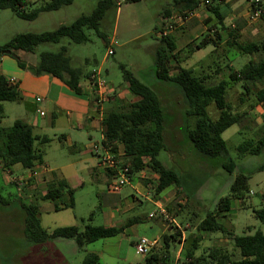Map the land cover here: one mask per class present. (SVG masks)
Here are the masks:
<instances>
[{
	"label": "rangeland",
	"instance_id": "374dc122",
	"mask_svg": "<svg viewBox=\"0 0 264 264\" xmlns=\"http://www.w3.org/2000/svg\"><path fill=\"white\" fill-rule=\"evenodd\" d=\"M45 1L48 0H29L24 9L29 11ZM98 1L74 0L60 9L42 12L32 21L18 17L9 9H0V45L10 42L15 35L20 33H40L54 30L63 23L69 24L81 14L91 13ZM173 1L115 0V4L106 11L101 20V30L106 33L108 42L99 37L94 30L88 29L87 34L90 41L86 43H75L64 37L58 43L39 44L33 52L19 51L18 56L23 62H26L28 55L38 60L41 52H57L64 45L71 57L72 66L82 67L84 72L100 69L102 76L116 88L126 84L121 67L125 65L135 77L150 86L161 99L165 148L161 150L158 158L168 167L179 172L180 185L170 187L162 194L155 196L157 176L147 168L133 174L130 184L123 186L119 192H109L108 185L114 180L115 174L110 175L108 170L102 169L99 173L98 170L95 171L98 173L96 176L92 165L81 161L84 158L83 154L71 151L64 142L55 137L54 129L49 127L44 134L53 139L47 143L36 142L42 151L43 159L52 169H55L59 178L71 172L72 167L75 168L83 185L76 187L73 207L63 206L55 209L52 201L40 199L47 188V182L43 176L38 177L39 179L32 178L22 185L11 182L9 178L5 183L4 168L0 161V196L2 197L0 201V264H83L85 257L92 252L100 257L97 264H138L143 263L146 255L136 251L134 243L136 234L151 237L161 232L160 244L157 246L159 247L165 233L178 231L181 235L177 237L182 241L172 243L174 259L176 261L179 259L178 264H182L184 248L191 245L192 239L197 234H202L203 238L197 254L210 247H222L234 252L235 257H238L239 252L235 250L229 234L201 232L197 229L201 220L217 208L221 198L231 193V185L238 172L250 176L249 192L244 203L234 199L232 209L226 216L220 217L219 221L235 234L253 233L256 230L264 232V223L255 216L254 212V210L264 208V170H257L264 161V151L260 155H250L241 154L238 149L243 140L256 139L262 133L264 106L256 102L254 93L264 86V82L250 83L251 93L248 96L242 95L245 91L243 82L232 84L228 89L227 100L232 108L237 112L246 111L247 116L240 124H233L223 133L228 155L209 157L200 153L187 135L188 127L195 126L196 118L187 115L188 106L184 92L173 82L159 80L155 67V51L162 37L161 32L167 29L166 23L171 20L175 28L168 34L174 35L180 49V61L174 59L171 62L172 72H177L180 67L192 68L198 75H210L207 79L210 84L217 83L221 79H228L229 65L239 70L250 60L264 59V51L255 54H240L236 51L232 54L230 52L227 39L231 28V17H235L232 22L235 23L240 40L243 42L264 41V33L253 32L254 29L264 26V17L255 22L250 21L247 14L249 0H211L210 3L219 4L221 10H226L227 29L222 30L212 26L213 13L209 5L203 4L204 0H200L201 5L195 12L197 15L186 21L178 20V15L181 14L173 8L170 13L172 17L167 20L164 10L172 6ZM246 28L247 31H244ZM205 36L214 37L217 43H210L195 53L188 52L189 42L193 40L198 42ZM109 48L113 49V54H107ZM4 55L13 57L10 54ZM217 68H220L218 73H216ZM32 92L36 96L45 98L44 86L32 87ZM241 97H244L243 101ZM2 103L4 117L0 118V126H11L16 119L30 121L36 117L34 105L25 104L23 101H3ZM128 103L129 101L124 102L117 108ZM50 104L48 103L47 106ZM44 108L49 113L42 119H48L51 107L46 108L44 105ZM208 112L214 119L219 115V110L214 103L208 106ZM82 131L86 132L85 129ZM93 136L95 142L101 140L99 133H93ZM85 157L93 158L90 153ZM228 158H232L237 164L233 173L223 167V163ZM10 171L15 177L26 174L28 169L17 164ZM104 171L108 176V184ZM6 172L9 171L6 169ZM132 184H137L141 194L133 190L130 186ZM131 193H134L143 204L138 203L141 206L130 213H121L120 216L122 215L125 220L143 216L144 220L136 224L135 233H130L123 238H101L79 247L72 238L58 237L33 242L25 234V215L21 208L22 203L39 200L41 224L51 233L60 226L77 225L84 229L87 223L104 225L106 215L114 211L117 206L121 207L123 201L129 198ZM148 199L158 202L166 209L169 207L168 213L174 221L166 219L158 211L156 216L150 217V213L156 211L157 206ZM4 200L7 203H4ZM66 200H68V195L63 196L57 202L62 205Z\"/></svg>",
	"mask_w": 264,
	"mask_h": 264
},
{
	"label": "trees",
	"instance_id": "16d2710c",
	"mask_svg": "<svg viewBox=\"0 0 264 264\" xmlns=\"http://www.w3.org/2000/svg\"><path fill=\"white\" fill-rule=\"evenodd\" d=\"M73 1L48 0L27 11L24 6L29 0H0V9H9L18 17L32 21L42 12L60 9ZM114 4L115 0H99L91 13L81 14L69 24L63 23L54 30L40 33L17 34L10 42L0 45V55H13L19 59L21 65L25 66L18 56L19 51L33 52L39 44L58 43L64 37L75 43H86L90 41L87 34L88 29L94 30L99 37L108 42L106 33L101 30V20L106 11ZM199 4L200 0H174L172 7L181 15L186 16ZM209 8L214 17L212 26L217 29H227L224 23L226 16L220 11L219 4L210 3ZM169 15L170 9L167 8L164 10V16ZM262 17H264V11ZM228 34L227 45L237 53L255 54L264 51V42H243L240 40L236 28H230ZM210 43L216 44L217 41L214 37L208 36L198 42L193 40L187 45L188 52L193 53L198 49L205 48ZM179 54L180 49L177 48L174 35H162L155 51L156 76L159 80L177 84L184 92L188 106L187 115L196 118L195 126L187 129V135L195 148L209 157L227 156L228 149L223 133L233 124H240L247 116L246 111L237 112L232 108L227 100L228 89L232 84L243 82L245 91L242 92V95L248 96L251 93L250 83L264 82V59L250 60L239 70L230 67L228 79H221L217 83L210 84L207 82L210 75H198L192 68L180 67L177 72L173 73L171 62L174 59L180 61ZM26 66L36 75L50 74L59 78L77 93L82 90L80 87L82 79L89 78L91 74V71L84 72L82 67L72 66L71 57L64 45L57 52H41L37 64ZM121 67L124 80L128 83L136 100L121 108L112 107L104 112L102 118L103 142L116 154L121 148L123 149L124 154L120 166L127 165L131 177L147 168L157 174L154 194L158 196L170 187L179 186L181 182L179 172L168 167L158 158L161 150L165 148L162 102L150 86L135 77L125 65ZM219 71L220 68H217L216 73ZM254 95L256 102L264 106V86L258 89ZM241 100L243 101L244 97H241ZM3 101H23V96L17 89V85L10 83L9 79L0 73V118L4 117ZM211 103H214L219 110L216 119L212 118L208 112V106ZM261 129L262 133L258 138H248L239 144L238 149L241 154L260 155L264 151V122ZM50 140L51 138L47 135L36 134L33 126L23 119H16L11 126H0V161L3 168L11 170L14 165L20 164L29 170L44 163L42 151L36 142L47 143ZM223 167L233 173L237 164L232 158H228L223 163ZM257 170H264V161ZM109 171L115 174L113 170ZM249 179V175L238 172L231 185V193L221 198L217 208L209 212L197 226L198 231L201 232L229 234L239 256L235 257L234 252L222 247H210L197 254L199 244L203 240L202 234H197L192 239L191 245L184 248L182 264H264V232L256 230L253 233L235 234L219 221L220 217L226 216L232 209L234 199L244 203L249 192ZM46 187V192L40 199L52 201L55 209L75 205V188L66 179L55 177L47 183ZM65 195H68V200L64 201L62 205L59 204L57 201ZM0 201H2L1 196ZM4 203L7 201L4 200ZM40 207L38 199L22 203L21 207L25 215V234L33 242L63 237L72 238L79 247H83L98 239L116 236L126 227V225L117 227L87 223L84 229L77 225L60 226L49 233L41 224ZM167 210L169 212L170 208L168 207ZM254 212L255 216L264 223V208L254 210ZM180 235L179 231L165 233L161 246L151 249L143 263L138 264H178L179 259L177 261L174 259L172 243L181 242V238L177 237ZM99 260V255L92 252L85 257L83 264H97Z\"/></svg>",
	"mask_w": 264,
	"mask_h": 264
},
{
	"label": "crops",
	"instance_id": "0c3cea01",
	"mask_svg": "<svg viewBox=\"0 0 264 264\" xmlns=\"http://www.w3.org/2000/svg\"><path fill=\"white\" fill-rule=\"evenodd\" d=\"M262 2L264 4V0H262ZM171 8L173 7L172 6L169 7L170 13H171ZM220 11L226 16L225 17V20H226L227 19L226 10L220 9ZM247 14L249 16V6L247 9ZM195 15L197 14L195 13L194 16ZM171 17H172L171 14L169 16H165L167 20L171 19ZM233 20H235V17H231V28H235V23L232 22ZM258 29H254L253 32L257 33L259 31V33H264V26ZM173 30H171L170 32H172ZM244 31H247V28ZM253 41L255 40H251L248 42H253ZM109 43L110 44L112 43V39L109 40ZM176 44H177V41H176ZM177 48L179 49L178 45H177ZM233 51H235L233 48L230 49V52H232V54H233ZM20 52H25V51H20ZM14 57L15 56L10 58V57H7V55H0V73L5 75L8 79L15 77L17 79V83H16L17 89L20 91V93L23 96V102L25 104H30V105L35 106L36 117L26 122H28L29 124L33 126L34 132L38 135H46L44 134V131L49 129V127L54 129L55 137L58 138L59 141L64 142L67 145V147L71 149V151L77 152L78 154H83L84 158H82L81 161L91 164L93 167V173H95V175L98 176L99 171L102 172L103 168L100 165L99 158L92 152L91 147H92V144L95 142L93 140L94 139L93 133H97V134L99 133L100 138H101L100 141H102L103 139V125H102L103 115L100 111L97 110V107L95 104V92H94L95 89L90 84L89 79L87 78L84 81H81L80 87L82 90L80 93H77L72 88L67 86L59 78L53 75H50V74L36 75L26 66V65L37 64L39 59L37 60V58L28 55L26 57V62H24L25 63V66H24V65H19V61ZM230 67L233 68L232 65L228 66L229 69ZM10 69H13L14 71L9 72L8 70ZM38 86L45 87V92H44L45 98L40 103L36 102L35 100V97H39V96H36L32 92V87L34 88ZM113 87H114L113 88L114 94L112 95L111 99L104 104L103 110H102L103 114L106 110L112 107H117L118 105L120 106L124 102H128V101L132 102L136 100V97L130 91L127 82L124 85L118 86V88H116L115 86ZM48 103H51L49 105L51 107L49 118L42 119L43 117H46L49 113L44 108V105H46V108H49V106H47ZM39 110H42V111L45 110L44 111L45 114L42 115L39 112ZM82 129H85L86 132L82 131ZM87 137H88V140H87ZM88 153H90L93 156V158L85 157V155ZM123 154H124L123 149L121 148L119 150L120 160H122ZM44 163L49 165V163L45 159H44ZM97 170H98V173L95 172ZM3 171H4L3 175H4V179L6 183L8 182L7 181L8 175L6 174L7 173L6 170H3ZM71 172L67 173L64 177H61V176L60 177L66 179L68 183L73 188H75V193H76V187L78 185H83V182L81 181V178L78 175V172L75 168L72 167ZM108 173L110 175L112 174L111 171H109ZM155 175L157 176V174ZM42 176L44 177V180L47 183L53 180L55 177H58L55 169H52V168L50 169V171H47L41 174V177ZM105 176H106V179H105L106 183L108 184L109 181H108V176L106 173H105ZM130 186H132L133 190H135L137 194H141L137 187V184L136 185L132 184ZM148 201L150 200L148 199ZM140 202L142 201H140L134 193H131L129 198L123 201L121 207L117 206L114 211H111L110 213L106 215V220L104 224L105 226L119 227L122 225H126V227L121 233L113 237L123 238V236H128L130 233L136 232V230L134 231V228L136 224L139 223L138 221L142 222L144 220L143 216L142 217L136 216L129 220H125L122 218V215L120 216V214L130 213L131 211L135 210L138 206H141L143 204V202L142 203ZM150 202H153L156 206L158 205V202H154V201H150ZM138 203H140L141 205H139ZM40 210H41V207H40ZM160 234L161 232L156 233L154 234V236H151L150 238H155V237L160 238ZM141 236H146V235L136 234L135 236L136 241H134L135 244L137 240L139 239V237Z\"/></svg>",
	"mask_w": 264,
	"mask_h": 264
},
{
	"label": "built area",
	"instance_id": "2783aa9c",
	"mask_svg": "<svg viewBox=\"0 0 264 264\" xmlns=\"http://www.w3.org/2000/svg\"><path fill=\"white\" fill-rule=\"evenodd\" d=\"M201 2V1H200ZM211 0H204L203 4L210 5ZM201 5V3L199 4ZM199 7V6H198ZM197 7V8H198ZM196 8V9H197ZM196 9L193 11H189L186 16L178 15V20L184 22L188 18L194 16ZM264 11V4L262 0H250L249 1V18L251 21L258 20L262 17ZM167 29H165L161 34L164 36L168 34L171 30L175 28L172 24V21L169 20L167 23ZM114 51L112 48H109L107 54H113ZM90 84L94 87L95 92V104L97 110L100 111L103 115V106L109 101L114 93L113 85L108 82L101 74L100 69H93L91 71L90 77L88 78ZM10 83L16 84L17 79L12 77L9 79ZM36 102L40 103L43 101L42 97H35ZM39 112L44 115L45 112L39 110ZM103 118V117H102ZM104 138V135H103ZM92 152L99 158L100 165L105 170H113L115 172L114 180L108 185L109 192H119L123 186L130 184L131 182V174L129 171V167L127 165L120 166L121 160L119 153L116 154L112 152L102 141L94 142L91 147ZM50 166L48 164L42 163L38 164L32 169H29L26 174H21L18 176H12L11 171L7 169L8 178L11 182H17L20 185L24 183H28L32 178H38L41 174L50 171ZM6 170V169H4ZM157 211L159 214L163 215L166 219L170 221H174L172 217H170L167 209L158 203L157 210L150 213V217H154L157 215ZM175 226V225H174ZM159 238H150L147 236H141L136 242V251L137 253L147 255L151 249L157 247L159 245Z\"/></svg>",
	"mask_w": 264,
	"mask_h": 264
}]
</instances>
